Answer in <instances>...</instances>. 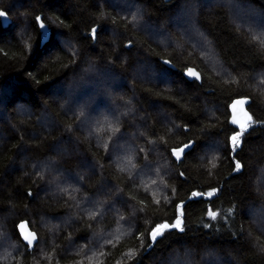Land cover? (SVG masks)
<instances>
[{"label": "trees", "instance_id": "obj_1", "mask_svg": "<svg viewBox=\"0 0 264 264\" xmlns=\"http://www.w3.org/2000/svg\"><path fill=\"white\" fill-rule=\"evenodd\" d=\"M0 12V264H264V0Z\"/></svg>", "mask_w": 264, "mask_h": 264}, {"label": "water", "instance_id": "obj_2", "mask_svg": "<svg viewBox=\"0 0 264 264\" xmlns=\"http://www.w3.org/2000/svg\"><path fill=\"white\" fill-rule=\"evenodd\" d=\"M2 17H5V13ZM35 21H36L39 34H40L39 35L40 46H43L50 39L51 28L49 27L47 23L43 21L41 14H38L37 16H35ZM90 36L92 37L93 40H95L96 38V27L95 26L92 27ZM161 62L167 66H172L171 62L166 58H161ZM183 75L189 81H192V80H197L198 82L201 81L200 72L193 66L186 67L183 70ZM248 104H249L248 97H237L231 100V102L229 103L228 119H229V122L232 125H234L236 128H242L247 123L249 119ZM186 146L181 147V148H176L174 150V158L176 159L177 162H179L182 159L184 151L189 148L188 145ZM177 152H179V155H177ZM17 230H18V233L22 241L27 245L28 250H32L34 247L35 241L37 240L36 232L33 229H31V227L29 226L26 220H21L18 222ZM152 242H153V237L151 233V243Z\"/></svg>", "mask_w": 264, "mask_h": 264}, {"label": "snow or ice", "instance_id": "obj_3", "mask_svg": "<svg viewBox=\"0 0 264 264\" xmlns=\"http://www.w3.org/2000/svg\"><path fill=\"white\" fill-rule=\"evenodd\" d=\"M4 15V13H2V12H0V16H3ZM237 140H238V136H233L232 137V141H233V143L235 144L236 142H237ZM187 147V146H186ZM182 151V150H181ZM177 155H179V152H177ZM237 168H239V164H237ZM210 215H212V216H215V213H210ZM179 224H180V222H179V220L177 221V224L176 225H174L175 227H179ZM166 227H168V225H161L160 226V228H166ZM159 233V228L158 229H156V230H153V232H152V237H153V239H155V237H156V235Z\"/></svg>", "mask_w": 264, "mask_h": 264}]
</instances>
